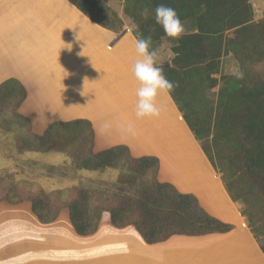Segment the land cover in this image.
<instances>
[{
    "label": "trees",
    "instance_id": "1",
    "mask_svg": "<svg viewBox=\"0 0 264 264\" xmlns=\"http://www.w3.org/2000/svg\"><path fill=\"white\" fill-rule=\"evenodd\" d=\"M66 1L98 22L110 0ZM250 1L123 0V13L133 24V35L151 36L156 49L169 38L151 15H141L143 9L151 13L160 4L170 6L190 28L171 41L175 58L160 65L175 84L169 95L258 240L264 237V69L258 67H264V17L254 21ZM228 55L240 66L234 75L221 73L222 59ZM209 93H214L213 99ZM26 97L19 79L0 83V124L19 125L14 134L19 151L47 153L65 147L75 170L116 168L122 176L94 188L46 192L3 172L0 202H29L42 224L55 221L66 209L79 236L95 233L107 212L114 227L133 226L147 244L173 235L203 236L231 229L203 211L193 196L159 182L157 158H134L124 145L95 153L94 131L86 119L54 121L41 135L34 133L30 120L17 114ZM260 249L264 254V244Z\"/></svg>",
    "mask_w": 264,
    "mask_h": 264
},
{
    "label": "crops",
    "instance_id": "2",
    "mask_svg": "<svg viewBox=\"0 0 264 264\" xmlns=\"http://www.w3.org/2000/svg\"><path fill=\"white\" fill-rule=\"evenodd\" d=\"M260 1L259 11V5L254 9L251 4L254 21L264 17V0ZM104 33L111 44L113 35ZM135 38L132 34L122 35L112 51L105 54L103 47H85L94 55H80L78 70L73 68L77 75L74 83L59 86V98L63 94L64 99L80 100V109L75 112L78 115L65 120L86 119L91 123L95 153L124 145L134 158H157L159 182L193 196L203 211L231 229L203 236L173 235L147 244L133 226L116 228L109 213L103 212L95 233L79 236L66 209L55 221L42 224L33 215L29 202L2 201L0 264H264V254L241 215L239 203L229 197L220 173L203 153L170 95L161 93L158 97L159 118L136 119L135 92L139 85L130 70L136 59ZM65 70L71 71L68 65ZM51 78L58 82L56 76ZM56 101L61 99L49 97V106ZM121 123H131L137 134H122Z\"/></svg>",
    "mask_w": 264,
    "mask_h": 264
},
{
    "label": "rangeland",
    "instance_id": "3",
    "mask_svg": "<svg viewBox=\"0 0 264 264\" xmlns=\"http://www.w3.org/2000/svg\"><path fill=\"white\" fill-rule=\"evenodd\" d=\"M250 3L254 9L259 5L257 10H260V0ZM184 27L185 33L190 31L188 25ZM132 30L133 24L123 13V0L108 1L98 22L88 20L66 0H0V83L15 77L29 91L17 114L28 118L32 131L39 135L57 119L67 121L65 119L78 115L75 112L80 109V100L64 99L63 94L59 98V86L74 83L77 75L73 68L78 70L80 55L83 58L94 55V51L85 47L95 45L103 47L104 54L111 52L122 35H133ZM106 31L114 36L111 44L105 40ZM71 43L75 47L69 45ZM170 47L171 41L166 39L159 45L158 54L163 62L169 63ZM67 65L71 71L65 70ZM258 67L260 71L264 69L263 65ZM239 70L236 59L230 55L223 57L222 74L234 75ZM54 76L58 82L51 78ZM216 91L217 88L212 92ZM48 96H56L61 101L49 106ZM213 96L214 93L208 94L212 99ZM19 129V125L4 127L0 124V173H13L16 179L31 182L35 189L48 192L71 187L94 188L122 176L116 168L75 170L65 147L47 153L21 152L14 142V134ZM257 241L259 245L264 244V237Z\"/></svg>",
    "mask_w": 264,
    "mask_h": 264
},
{
    "label": "clouds",
    "instance_id": "4",
    "mask_svg": "<svg viewBox=\"0 0 264 264\" xmlns=\"http://www.w3.org/2000/svg\"><path fill=\"white\" fill-rule=\"evenodd\" d=\"M141 15L147 19L150 15L170 41L178 40L184 33L185 27L178 12L167 5L160 4L150 13L149 9H143ZM136 59L131 65V73L138 82L135 95L137 101L134 107L135 117L138 120L159 118L161 108L157 104L161 93L170 94L174 89V82L170 81L164 74L160 66L163 60L154 48L151 36L137 34L133 41ZM71 45V44H69ZM67 48L71 51L70 48ZM176 53L168 50L167 60L170 63L175 58ZM122 134L135 136L136 129L131 123L119 125Z\"/></svg>",
    "mask_w": 264,
    "mask_h": 264
}]
</instances>
